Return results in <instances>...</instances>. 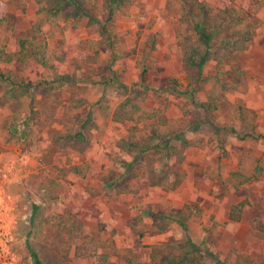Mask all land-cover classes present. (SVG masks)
I'll use <instances>...</instances> for the list:
<instances>
[{
  "label": "rangeland",
  "instance_id": "rangeland-1",
  "mask_svg": "<svg viewBox=\"0 0 264 264\" xmlns=\"http://www.w3.org/2000/svg\"><path fill=\"white\" fill-rule=\"evenodd\" d=\"M0 1L5 9L0 25V68L19 71L28 81L41 76L51 80L52 72L35 65L30 55L34 44L40 43L58 74L75 76L60 89L46 84L32 89L36 112L30 119H20L32 130L25 140L22 123L11 120L7 128L2 123L15 105L0 84V169L8 171L2 195L14 216L8 228L10 256L4 264L30 263L28 244L53 257L52 264H144L162 253L176 254L187 237L216 253L225 264H239L244 258L264 264V138H240L238 133L243 132L233 111L236 103L246 106L256 130L264 131V0H206L215 6L229 2L241 10L251 37L248 48L223 66L225 78L234 86L221 103L217 119L221 129L202 124L196 131L187 128L201 117L196 102L168 85L171 77L181 84L185 81L175 38L176 0H133L105 23L106 32L100 24L86 25L87 15L76 14L71 5L58 19V26L46 24L39 34L31 28L37 16L33 0ZM87 12L101 22L106 20L104 13ZM108 36L117 39L115 51L123 56L113 66L111 50L104 44ZM22 38L35 43L25 44L23 50ZM86 55H96L95 61ZM139 62L148 67L143 84ZM76 63L80 68L76 69ZM215 70L210 58L204 73ZM111 75L127 89L101 83ZM127 97L142 98L145 115L151 118L132 122L101 116L100 102L112 111ZM74 98L88 102L75 108ZM202 99L201 94L195 100ZM88 115L96 127L85 152L51 144L53 130ZM162 115L187 124L178 132L183 131L182 138L190 143L182 148V140L172 139L168 150L150 152L155 170L166 175L161 185L152 186L145 163L128 167L131 156L122 149V141L150 144L143 133L149 130L150 121ZM232 128L237 132H231ZM9 132L20 135V140L9 139ZM257 163L263 168L258 179L239 189L220 182L219 165L228 171L249 172ZM71 165H77L80 172L74 173ZM240 202H244L240 217L233 220L230 209ZM147 203L172 217L176 209L189 207L192 212L185 219L186 229L170 218L164 229H158L157 219L151 217L134 227L132 216Z\"/></svg>",
  "mask_w": 264,
  "mask_h": 264
},
{
  "label": "trees",
  "instance_id": "trees-1",
  "mask_svg": "<svg viewBox=\"0 0 264 264\" xmlns=\"http://www.w3.org/2000/svg\"><path fill=\"white\" fill-rule=\"evenodd\" d=\"M33 2L37 16L31 28L34 34H39L46 24L58 26V19L64 10L71 5L75 7L76 14L83 16L84 13L87 15L86 25L100 24V30L106 32L105 23L114 19L115 12L119 7L129 6L133 0H33ZM176 2L178 11L175 38L180 50V65L185 74V81L181 84L180 81L171 77L168 80V85L190 96L196 102V109L201 114V117H196L197 119L195 118L188 125L186 124L187 128L196 131L202 124H209L219 130L221 127L217 124V119L221 103L226 98L228 91L234 86L225 78L223 66L226 60L233 58L248 48L251 37L250 26L243 12L229 2L223 1V5L221 6L211 5L206 0H176ZM89 9H94L97 14H106V20L101 22L97 19L96 14L93 15L87 12ZM4 18V4L0 1V25L3 23ZM117 42V39L113 36H108V39L104 42L111 50L112 66L123 57L115 51ZM31 43H35V41L22 38L19 44L23 50H26L25 44ZM34 47L30 55L35 65L45 67L47 73L52 72L54 77L50 80L41 76L43 79L28 81L25 79L24 74L19 71H4L3 68H0V84L4 87L9 97L12 98L13 105H15L14 112L6 116L2 121L5 128H7V122L11 120L20 122V119H30L28 117L36 112L34 109L35 97L32 92L35 86L46 84L48 88L60 89L65 84H71L69 79L75 77L73 76L74 73L72 76L58 74L56 66L51 64L47 58L45 45L35 43ZM86 57L93 62L96 59V55H86ZM210 58L214 59L216 70L214 73L205 74L204 66ZM0 60H3L2 49H0ZM138 64L140 67V80L143 84L145 83L148 67L144 62H139ZM77 68H80L79 63H76ZM101 83L105 85L117 84L121 89H127V85L121 82L117 76L113 75L104 78ZM180 87L182 89H179ZM201 94L204 96V99L196 101V97ZM87 102L85 99L74 98L72 105L76 108ZM99 104L100 113L104 119L139 122L146 120V118H151L150 115H145L142 98L127 97L112 111L108 104L104 102H100ZM22 111L23 114L21 113ZM233 111L239 120L240 129L243 132L238 133L240 138H264V131L256 130L249 108L236 103L233 106ZM184 114L188 113L184 112ZM178 122L165 115L150 121L149 130L143 133L148 142H151L150 144L144 145L138 140L123 139L122 141V149L131 156V159L127 163L128 167H133L134 163H145L146 178L152 186L161 185L166 175L164 173L159 174L155 170L152 165L153 155H150V152L156 149L168 150L172 139L182 140V148H185L190 143L188 139L182 138L181 134L183 131L178 132L182 126L185 128L186 125L183 124L182 120ZM20 123H22L25 129V134L22 135L23 140L29 139L32 130L24 126L25 120ZM95 127V121L88 115L75 123L67 122L60 129L53 130L50 135V142L58 148L82 154L91 142L92 129ZM223 129L226 130L227 127ZM231 132L235 133L237 131L235 128H232ZM8 138L20 140L21 136L9 132ZM70 169L74 173L80 172L77 165H71ZM262 170V166L257 163L253 167V170L249 172L243 169L228 171L222 165L218 166L217 172L222 184L230 185L233 189H239L247 181L258 179ZM33 206L36 209L37 205L34 204ZM243 206L244 202L233 205L230 209V218L237 220L240 217ZM138 208L137 213L132 216L131 222L134 227L141 223L144 217H151L157 219L155 225L161 230L166 227V218L176 221L182 228L186 229L187 224L185 219L190 217L192 212L189 207L183 210L176 209V213L172 217L153 210L149 203L141 205ZM79 226L78 228H80ZM27 248L31 259V262L27 264H44L45 260L46 264H52L55 261L48 254L44 255L43 252L38 253L29 244ZM144 264H225V261L210 249H202L200 244L187 237L178 248L176 254L162 253L155 256L152 261ZM239 264H252V262L250 259L244 258Z\"/></svg>",
  "mask_w": 264,
  "mask_h": 264
},
{
  "label": "built area",
  "instance_id": "built-area-1",
  "mask_svg": "<svg viewBox=\"0 0 264 264\" xmlns=\"http://www.w3.org/2000/svg\"><path fill=\"white\" fill-rule=\"evenodd\" d=\"M5 180H8V171L0 169V264L7 262V257H9V222L12 219V210L7 209L8 207L4 204L2 187ZM14 217V216H13ZM5 256V259H4Z\"/></svg>",
  "mask_w": 264,
  "mask_h": 264
}]
</instances>
